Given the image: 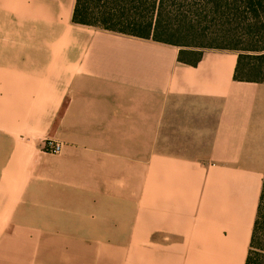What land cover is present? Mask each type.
Here are the masks:
<instances>
[{
	"label": "crops",
	"instance_id": "0c3cea01",
	"mask_svg": "<svg viewBox=\"0 0 264 264\" xmlns=\"http://www.w3.org/2000/svg\"><path fill=\"white\" fill-rule=\"evenodd\" d=\"M75 1L0 0V264H245L264 83L233 50L190 66L75 24Z\"/></svg>",
	"mask_w": 264,
	"mask_h": 264
},
{
	"label": "trees",
	"instance_id": "16d2710c",
	"mask_svg": "<svg viewBox=\"0 0 264 264\" xmlns=\"http://www.w3.org/2000/svg\"><path fill=\"white\" fill-rule=\"evenodd\" d=\"M72 22L176 46L190 66L233 50L234 80L264 83V0H76ZM245 264H264V177Z\"/></svg>",
	"mask_w": 264,
	"mask_h": 264
},
{
	"label": "built area",
	"instance_id": "2783aa9c",
	"mask_svg": "<svg viewBox=\"0 0 264 264\" xmlns=\"http://www.w3.org/2000/svg\"><path fill=\"white\" fill-rule=\"evenodd\" d=\"M44 150L49 153H59L61 150L60 143L51 142V141H44Z\"/></svg>",
	"mask_w": 264,
	"mask_h": 264
}]
</instances>
